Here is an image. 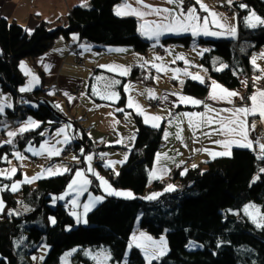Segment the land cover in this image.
I'll list each match as a JSON object with an SVG mask.
<instances>
[{
    "label": "trees",
    "instance_id": "trees-1",
    "mask_svg": "<svg viewBox=\"0 0 264 264\" xmlns=\"http://www.w3.org/2000/svg\"><path fill=\"white\" fill-rule=\"evenodd\" d=\"M90 1L88 7H73L61 24L41 21L33 32L26 31L16 21L6 18L0 21V83L5 90L13 91L17 99V87L25 80L18 67L19 61L47 52L61 34L68 36L69 33L80 32L98 49L111 45H133L137 51L143 52L152 46V41L139 34L136 17L115 14L114 7L122 0ZM241 4L247 5V8L239 7ZM232 6L239 18L238 39L197 38L198 44L211 46V50L201 57L203 67L212 78L229 89L239 87L241 77L251 72L250 55L264 49V27L252 29L244 23L250 11L264 18V0H236ZM164 41L178 42L187 47L195 42L189 34L168 36ZM221 63L228 65V68L216 71ZM147 69L135 66L131 78L143 80L148 77L145 80L153 82L155 73L152 71L147 76ZM184 92L204 96L208 93V87L199 81L187 79ZM120 94L122 98L119 103L124 104L126 96L123 85ZM23 96L28 103L24 116L15 126L29 115L43 123L40 128L14 138L15 147L25 150L29 142L39 144L45 137L39 133L45 130L51 132L63 121L40 104L41 97L50 99L45 89ZM7 116L9 120L11 109L7 110ZM134 117L138 127L136 142L119 175H115L110 168L100 166L115 188L130 189L136 198L106 195L87 214V225L76 223L68 205L62 202L51 205L52 197L62 194L67 188L75 169L84 167L82 163L75 162H70L71 172L42 178L32 185L22 184L17 192L2 191L5 209L0 214V264H30L32 254L44 242L50 250L42 264H60L67 250L75 247L78 249L72 255L73 264H96L84 255V251L95 253L102 248L111 253V264H123L138 219L141 228L153 236L167 233L170 250L153 264H264V229H257L243 213V206L249 202L264 208V174L250 186L259 167H264V161L255 158L257 153L235 148L232 156L215 158L206 168H192L184 175L174 172L170 179L151 182L149 172L153 167V158L164 142L163 127H150L141 116L135 114ZM72 123V132L74 125L79 126L83 144L74 139L68 147L72 153L78 154L83 148L85 155L90 152L97 161L95 152L91 150L100 148L93 145L78 121L73 120ZM11 147L14 146L0 147V155L10 154ZM102 162L98 161L99 164ZM20 176V172L17 173V177ZM90 179L94 184V178ZM10 180L2 179L0 186L9 185ZM174 182L175 190L166 192L165 188ZM95 190L100 191V187L96 185ZM154 193L159 194L155 200L143 199ZM25 208L29 210L25 211ZM9 211L19 215L10 216ZM50 217L55 218L54 225ZM190 240H196L203 247L190 249L187 246ZM126 259L128 264H145L139 249L133 248Z\"/></svg>",
    "mask_w": 264,
    "mask_h": 264
},
{
    "label": "crops",
    "instance_id": "crops-1",
    "mask_svg": "<svg viewBox=\"0 0 264 264\" xmlns=\"http://www.w3.org/2000/svg\"><path fill=\"white\" fill-rule=\"evenodd\" d=\"M191 1H192V4L195 3V0H191ZM90 2H91L90 0H0V21L3 18H6L7 20L13 21V22L16 21L17 23H19L21 26H23L27 30H31L30 32H33L41 21L48 22L54 25L61 24L70 14L69 12L73 7L82 6L85 3L87 4L86 7H88ZM128 2L132 3L133 6H137L135 5L134 0H128ZM145 2L153 6H158V7H169V8L174 7L173 5H168L164 3V0H145ZM201 2L207 5L210 10L215 9L218 6L221 9V10H218V12L223 17L227 18L226 23L227 24L229 23L230 25H235L237 28L235 37L225 35L222 37H212V39L228 38V37L238 39L239 18L236 15V13L234 14L227 13V16H228L227 17L224 14L225 12L222 9V6H220L217 0H201ZM123 3H124V0L119 2V4L115 5L114 11L118 5H121ZM196 7H197V11L199 15L201 16L208 15L207 12H203L199 9V5H196ZM257 16L261 17L260 15H257ZM146 19L152 20V19H155V17L149 16V17H146ZM138 21L140 24L141 21L140 20ZM210 27L214 31H221L220 29L214 28L211 25ZM185 34L191 35L190 33H185ZM73 36H76L77 39L73 40L72 39ZM168 36H174V34H165L161 36L160 43L155 48L151 46L146 51L139 52L134 48L133 45L132 46L111 45L103 49H98L96 44L84 39L82 35L80 34V32H72V33H69L68 36L61 34L60 36L57 37V39L54 41L51 47L47 50V52L37 55L36 58L26 57L25 59H22L19 61L18 67L20 68L22 74L24 75L25 80L23 83L18 85L17 90H19V88L21 87L26 86L28 81L31 79V76L25 75V70L20 67L21 62H23L24 65H26V69L29 70L35 76H37L40 82L39 84L34 85L31 91L24 92L22 94L33 93L35 91H38V89H45V93L48 96V98L53 99L56 105L59 104L60 105L59 109H62L64 114L69 119L76 120L79 122L81 127L83 126V128L86 130L88 134L89 139L92 141L93 145H96L98 148H100V150H102L103 153L108 154L105 161H103L101 164H99L98 161H94V157L92 161V167L94 168V170L98 172L99 175L103 177L105 180H107L108 182L109 180L107 179L105 172L101 169V166H103L107 160H111L114 162L124 160L125 155H127V159H128L132 151V148L134 147L135 142H136V134H137L138 127H137L136 118L134 117V115L137 113L135 112L134 109H128L126 107L128 96L134 97L135 101L141 105V107L145 110L147 114L161 116L162 120L160 121V128L163 127V134L165 131L171 133V135L169 136L167 140L164 139L163 144L159 147L156 154L157 153H161V154L167 153L169 157H174V160L173 159H168V160L161 159L160 162L157 163L156 154H155L153 158L154 161H153V167L151 168V171L154 168L155 169L166 168L168 171L166 172L157 171V176L159 178L158 179L150 178L151 182L155 180H159V179H170V177L173 175L174 172H177L181 175V172L185 168H187L188 171L191 170L193 164L197 165L196 168H202V167L204 168L213 159L210 158L209 155L204 151H194V150L207 148L212 151H223L224 149L221 146H218L212 143L213 140L223 139V137L218 136V135H213L209 139L203 136L201 134V131H197L195 134L196 136L199 137V139L194 140L193 139V129L188 127L187 119L180 114L185 113V112H189V113L203 112L205 111V109L203 105L193 106L191 104L180 103L179 95L198 99L200 101H203L209 104L214 109L231 108L233 107V105L227 104L226 102H223V101L217 102V101H212L208 99L209 93L211 91V88H210L211 81L215 79L212 78L209 75V72L206 71V69L203 67L202 62H201L202 55H200V52L203 49L211 50V46L201 45L199 52H197V55L193 57L192 55H190L192 54L191 51H187V50L183 51V50H180L182 48H179V47L175 49L171 48L173 47V45L169 46V43L164 41L165 37H168ZM199 37L209 38L211 36H203V35L196 36V37L192 36L195 42H197V38ZM152 42L154 43V41ZM70 45H74L76 49L78 50V54L84 58L85 62L83 65L79 66L77 64L78 55H76V53L73 50H71ZM81 45L85 47H81ZM191 47L192 46L187 47V48H191ZM196 47H193V49L195 50ZM85 48H88L90 50H85ZM115 48H125V49H128V51L123 52V53L108 51V49H115ZM169 48L173 51L177 49L178 50L173 52L174 54H172ZM158 49H161L163 53L158 52ZM1 52H2V48H0V53ZM261 52H264V49L260 50V52L251 54L249 57L250 61H251L252 56L258 55ZM177 55H183L185 57V60H187L189 63L185 64L184 60L176 59ZM155 56H159L162 58L161 60L155 61L156 63L163 64L170 70L180 69L181 71L178 74L179 78L172 79L173 73L171 71H168L166 73H156L155 69H151L150 66L147 67L148 69H147L146 74L147 76H149L150 72L153 71L155 73L153 82H149L145 79L139 80V79L131 78V72L133 68L142 63V60L140 59L141 57L144 60L152 61L153 57ZM192 58L193 60H191ZM173 60H175V63H172ZM257 64L260 66V68L264 69V59H258ZM45 65L48 66L47 70L45 68ZM100 65H123L125 67H130L131 72L129 73L128 76L122 77V76H119L118 73L109 72L106 68H101ZM250 65H251V69L254 70L251 63ZM185 68H187V70L191 72L193 75L198 74L201 78L204 79V81H208L207 85L205 84V82L203 83L204 85L208 87V93L206 95L196 96L194 94L184 92V85L186 84V80L191 79L190 77H187L183 74V70ZM97 76H103L106 79L120 80L121 83L115 86L114 88V90L117 91L119 94H120V88L122 87V85H123V88H124V85L132 86L129 92L127 93L125 92L126 100L124 104L119 103L122 98L121 94H120V99L115 102L103 100V99H100L98 96L92 95L93 86L101 88L103 85V82H100V83L97 82V80L95 79V77ZM155 77H158V79H156ZM240 80H241V84L239 87L230 88V89L227 86H225L222 82L217 81V80L215 81L218 84L222 85L224 88H227L228 90L239 92L240 95L244 91V89H247V88H249V90L251 91L250 92L251 94L256 90V88L264 89V79H262L260 82H257L256 84H252L251 86H249V83H247V86H245V84L242 83V81L249 82L246 79L245 75L241 77ZM180 81H183V83H181ZM194 81H197V80H194ZM80 83L85 88V91H83L81 94H75V90L77 86L80 85ZM147 89H152L157 97H163L164 95H167L168 100L163 101L159 99L161 102L160 104L161 106L154 108V106L151 104L152 102L158 99H150L147 94L141 95L142 92L146 93ZM6 90L3 88V85L0 83V103H5V104L11 103L13 105L11 109H13L17 106L15 95L14 96L9 95L6 92ZM49 93H54V94H49ZM64 93H68V96H66ZM172 93H177L178 95H172ZM69 96L73 97L71 102L69 101V98H68ZM233 99L235 100L236 98H233ZM173 103H175L176 105L175 107H173ZM235 106L239 107L236 104ZM116 108H125L126 112L131 113V116H130L131 122H128L125 120L124 113L116 112L115 111ZM8 109L9 108L6 107L5 113L3 115H0V136L2 137L0 142H3L8 139L7 131L17 130L28 117H31L33 120L37 122H40V126L43 124L42 121L36 119L32 115H29L25 119L19 121L20 123L18 124V126L12 125L8 120V116H7ZM169 112H172L173 115L169 116ZM109 113H112V115H109ZM175 117H179V120L182 121V123L179 124V127L183 129L182 131L183 142L178 141L175 138V133L178 130L177 120L175 119ZM252 119H253L252 117H249L250 123ZM114 120H118L119 123L114 124L113 123ZM142 120H143V117H142ZM170 120L172 121V123L168 122ZM64 124L66 123L65 122L61 123V125L52 129L51 132H49L48 130H45V137L40 141L39 144L31 143L32 146L38 149L40 144L44 141L45 138L51 136L58 128L63 127ZM5 125H7L6 128H5ZM147 125L150 126V124H147ZM261 126L264 128V125H261ZM207 130L208 129H203V131H207ZM70 132L72 134V130H70ZM133 134H135V140L130 139V137ZM60 138L62 139V137ZM251 138H254L253 133H251ZM118 139L123 140V143L122 144L115 143V141H117ZM72 142L73 141H71V143L68 145H62V144L57 145V147L63 149L64 147L71 145ZM185 145L187 146L185 147ZM10 146L12 145L3 144L2 148L5 149L7 147L9 148ZM235 148H239V147H233L231 149V156ZM14 151H20L27 158L22 161L17 160L15 156L12 155ZM5 154L6 153H4L3 155H0V157H3ZM88 154L93 155L90 152L87 153V155ZM74 156L78 157V160H73ZM7 158L8 160L11 161V163H7L3 159H0V170H6L12 167H16L18 169L17 173L20 172V175H21L20 177H17V173H16L14 176L11 177V180L8 179L10 180L9 185H11L13 182H16V181H22L25 175H27L28 177H32L36 175L37 173H41L42 169H46L50 166H62V167L71 168L70 162L72 163L75 162L77 164L82 163L84 167L79 166L77 168L84 170L85 175L89 179L93 177L90 173L86 171L87 163L85 162L84 158H82L80 154L76 152H74V155L71 156L68 160L66 159L62 160L60 159V155L53 156V157H48L47 154L43 156H33L30 152H26L24 149L17 148V147H11V153L7 154ZM181 161H183L182 164H181ZM126 162L127 160L122 164L117 163L115 164L114 169L112 168L110 169L114 172H119L121 166L124 165ZM177 164H180V167H182L180 170H176L178 168L176 167ZM53 176H57V175H48L45 173L42 178L53 177ZM93 178H94L95 183L89 185L88 192H85L80 197L79 202L81 205H83L84 203L88 201L89 193H91L92 196H106V193L103 191L101 187H100V191L95 190V186L96 185L99 186V181L95 177ZM2 179H5V178L0 177V182ZM40 179H37L28 184L32 185L33 183H36ZM109 184L115 190L130 191L134 194V192L130 189L115 188L111 184V182H109ZM93 185L95 186L93 187ZM172 185H174V187L176 186V184H172ZM21 187H22V184L19 190L21 189ZM66 190L67 188L64 190V192ZM74 195L75 194L72 193L69 196L65 197V200L63 201L57 200L56 202H62L68 205L70 212H71L73 211V208L71 204L68 203V201H70ZM0 199H3L1 192H0ZM97 205L98 203L93 208H95ZM75 211L77 213H83V208L82 207L77 208L75 209ZM74 219L76 221L75 217ZM83 219L87 220L88 215L84 216ZM81 224H85V223L81 222Z\"/></svg>",
    "mask_w": 264,
    "mask_h": 264
},
{
    "label": "snow or ice",
    "instance_id": "snow-or-ice-1",
    "mask_svg": "<svg viewBox=\"0 0 264 264\" xmlns=\"http://www.w3.org/2000/svg\"><path fill=\"white\" fill-rule=\"evenodd\" d=\"M135 5L129 3L128 0H124V3L118 5L115 9V14L117 16H132L136 17L141 23L138 26V32L142 37H145L149 41H154L152 47L155 48L160 43V37L165 34H174L180 35L185 33H190L193 37L196 36H211V37H222V36H231L235 37L237 28L235 25L227 24V18L223 17L221 14L216 13L215 11H211L209 7L201 2V0H195V3L191 6L185 8L184 0H164V3L168 5H173L174 7H158L153 6L145 2V0H134ZM227 3L231 5L233 0H227ZM196 5H199V9L203 12H207V16H201L198 14ZM82 6H87V4H83ZM241 8H247V5L241 4L239 5ZM155 17V19L148 20L146 17ZM211 17V19H209ZM244 23L246 27L255 29L257 27H264V18L257 16L254 12H249V15L244 18ZM210 25L214 28H218L221 31H214L210 27ZM26 31H31L27 30ZM73 40H76L77 37L73 36ZM81 47H85L81 45ZM85 50H90L85 48ZM109 52H127L128 49L125 48H115L108 49ZM208 51V49H203L200 52V55H203V52ZM142 63L139 65L140 68L144 69L150 66L151 69H155L156 73H166L171 71L173 73L172 79H178V74L180 73V69H169L163 64H158L155 61L161 60L162 58L159 56L153 57L152 61L144 60L142 57L140 58ZM176 59L184 60L185 64L189 62L185 60L183 55H177ZM258 59H264V52L259 53L258 55H254L251 57L250 63L253 66L254 71H258L261 74L256 75L253 78V84H256L261 79H264V69L260 68L257 64ZM175 63V60L172 61ZM215 63V62H214ZM20 67L25 70V75L31 76V79L28 81L27 85L19 88L21 93L31 91L34 85L39 84V78L32 74L29 70L26 69V65L21 62ZM47 65L45 68L47 70ZM101 68H106L109 72L118 73L119 76H128L131 72L130 67H125L123 65H100ZM225 68H228V65L221 63L219 68H216V71H221ZM183 74L187 77H190L193 80H197L200 83H204V79L201 78L198 74L193 75L191 72L185 68L183 70ZM235 74V73H234ZM148 77H145L147 79ZM158 79V77H155ZM98 83L103 82L101 88L96 86L92 87V95L98 96L100 99L107 101H117L120 99V94L114 90L115 86L121 83L118 79H106L103 76L95 77ZM183 83V81H180ZM242 83L247 86V81H242ZM131 85H124V92H129L131 89ZM211 91L209 93L208 99L212 101H223L227 104L233 105L231 108H220L214 109L209 104L200 101L198 99H194L191 97L179 95V101L182 104H191L193 106L203 105L205 111L203 112H185L180 115L187 119L188 127L193 129V139L198 140L199 137L196 136L197 131H201V134L207 138H211L213 135L222 136L223 139L213 140L212 143L215 145L221 146L223 151H212L210 149H195L194 151H204L206 152L210 158L215 159L221 156H231V149L233 147H239L243 149H248L253 152H256L255 158L259 161H264V137L260 138H251V133L256 131L257 124L264 125V89L256 88V90L249 96L244 97L239 94L237 91H231L227 88H224L222 85L218 84L215 80L211 81L210 84ZM54 94V93H49ZM68 96V93H64ZM147 94L150 99H161L163 101L168 100V96L164 95L163 97H157L152 89H147L146 93L142 92L141 95ZM83 95V94H82ZM172 95H178L177 93H172ZM69 101L73 99V97L69 96ZM233 98H238L242 103L241 106L236 107ZM247 100L249 103H243ZM24 103H28L24 101ZM175 103H173V107H175ZM11 109L13 105L11 103H0V115L5 113V108ZM57 108H60V105H56ZM126 107L128 109H134L137 115L143 117V122L145 124H150L153 128H160V121L162 117L159 115H149L145 112V110L138 104L134 97L128 96ZM116 112L124 113L125 120L130 121L131 113L125 111V108H116ZM112 115V113H109ZM172 112H169V116H172ZM249 117H252L251 123L249 122ZM177 120V132L175 133V138L178 141L183 142L182 131L183 129L179 127V124L182 121L179 120V117H175ZM172 123V121H168ZM49 123H52L51 121ZM114 124H118V120H114ZM7 125H5V128ZM40 127V122L33 120L31 117H28L21 126L15 131H7L8 139L0 142V147L3 144L14 145V139L17 135H22L23 133L34 130ZM72 129L71 123L64 124L63 127L58 128L51 136L44 139V141L40 144L39 148H35L32 146L31 142H29V146L25 149L26 152H30L33 156H43L47 154L48 157L59 156L63 149L58 148L57 145H68L72 140L76 139V136L72 135L70 130ZM203 129H208L207 131H203ZM41 136H45V132L39 133ZM164 139L167 140L171 133L165 131ZM62 137V139L60 138ZM131 140H135V134L130 137ZM117 144H122L123 140L118 139L115 141ZM187 145H185L186 147ZM12 155L15 156L17 160H24L25 157L20 151H14ZM80 155L84 157L85 162L87 163L86 171L90 173L93 177H95L99 181V187L103 189V191L108 196H116L122 197L125 199H135L136 197L130 191H118L111 187L109 182L105 180L103 177L99 175L98 172L94 170L92 167L93 155L88 154L85 155L84 149L81 148ZM107 153H99V159L101 161H105ZM7 163H11L7 158V154L3 157H0ZM161 159L168 160L173 159L174 157H169L167 153L156 154L157 163L160 162ZM73 160H78V157L74 156ZM127 160V155H125L124 160L121 161H111L107 160L104 163V167L114 169L115 164L124 163ZM183 161H181V164ZM176 167H180V164H177ZM197 165L193 164L192 168H196ZM18 169L16 167H12L6 170H0V177L5 179H11L17 173ZM72 169L68 167L62 166H50L46 169H42L41 173H37L32 177L24 176L22 181L13 182L9 185L0 186V192L5 190H10L11 192H16L19 190L21 184H28L37 179L43 177L46 173L48 175H63L64 173L71 172ZM157 171L166 172L168 171L166 168L164 169H153L149 172V177L151 179H158ZM188 171L185 168L181 175L186 174ZM115 175H119V172H115ZM261 174H264V167H259L258 173L252 178L250 186L255 184L257 181L261 179ZM93 181L89 179L85 175V171L82 169H76L74 176L71 181L67 185V190L59 196H53L52 202L55 204L57 200L63 201L65 197L74 193L73 198L68 201L71 204L73 211L70 212V215L76 218L77 223H87L86 219H83L84 216L99 202H102L105 199V196H92L89 193V198L86 203L83 205L80 204V197L89 190V185H91ZM174 185H168L165 188L166 192L174 191ZM159 194L154 193L143 199L147 200H155ZM83 208V213H77L75 209ZM5 203L3 199H0V214L4 212ZM25 211L29 209L25 208ZM231 211V210H229ZM243 213L246 217H248L252 224L255 225L257 229H264V211L261 210V207L257 206L254 203H249L244 205ZM10 216L13 214L19 215V213H14L9 211ZM236 214V213H233ZM50 222L54 225L56 220L54 217H50ZM189 248L193 247H203V245H196L194 242L189 241ZM219 247V243L217 245ZM133 248L139 249L142 253L143 260L145 264H153V261H159L163 256L166 255L167 248V240L165 236H160L159 239H154L151 235H148L145 232H139V234L133 233L130 242L127 245V249L130 252ZM77 249H73L72 252H76ZM72 252L66 253L65 257L72 255ZM84 255L90 257L92 260L96 262V264H108L109 261L112 260L111 253L107 249H101L100 251L93 254L90 250L84 251ZM127 252L125 253V259L123 264H128L127 262ZM33 260L36 257H32ZM43 259V257H40Z\"/></svg>",
    "mask_w": 264,
    "mask_h": 264
},
{
    "label": "rangeland",
    "instance_id": "rangeland-1",
    "mask_svg": "<svg viewBox=\"0 0 264 264\" xmlns=\"http://www.w3.org/2000/svg\"><path fill=\"white\" fill-rule=\"evenodd\" d=\"M188 1H190V0H184V6H185V8H187L188 6H191L192 4H189L188 5ZM218 1V3L220 4V6H222V9L224 10V14L227 16V13L228 14H234V13H236V15H237V11H235L234 10V8H233V6L232 5H229L228 3H227V0H217ZM191 2V1H190ZM233 2H234V0H233ZM185 3L187 4V6L185 5ZM218 10H221L218 6H217V8H215V9H211V11H215L216 13H218V14H220L219 12H218ZM205 16H207V15H205ZM228 17V16H227ZM209 19H211V17H209ZM229 24V23H228ZM180 35H183V34H180ZM209 38H212V37H209ZM231 38V37H230ZM235 39V38H234ZM172 46L173 45V47H171V48H182V49H180V50H183V51H191L192 52V54H190V55H192L193 57H195V55H197V52H199V49L201 48V45H199L197 42H194V44L192 45V47L191 48H187L186 46H184L183 44H181V43H178V42H176V43H169V46ZM197 46V47H196ZM193 47H196V49L194 50L193 49ZM169 50H171L170 48H169ZM178 50V49H177ZM177 50H175V51H177ZM175 51H173V50H171V52H172V54H174L173 52H175ZM158 52H160V53H163V51L161 50V49H158ZM191 60H193V58L191 59ZM253 73V74H252ZM207 74H208V72H207ZM261 73L260 72H257V71H254V70H252L251 71V74H250V76H251V80H249V86H251L252 84H253V78L256 76V75H260ZM262 80V79H261ZM260 80V81H261ZM259 81V82H260ZM6 92L9 94V95H13L14 96V92L13 91H11V90H9V91H7L6 90ZM6 92H4V93H6ZM18 92H19V94H20V91L18 90ZM251 91L249 90V88H247V89H244V91L241 93V96L243 95V94H245V93H248V96L249 95H251V93H250ZM25 94H27V93H25ZM76 94V93H75ZM158 109H160V108H158ZM11 123V122H10ZM78 128H79V126L78 125H76ZM257 127H260V132H262V136L264 137V128L261 126V124H257ZM80 129V128H79ZM73 130H74V127H73ZM75 131V130H74ZM72 132L73 133V135H74V133L75 132ZM80 132H81V130H80ZM80 132H79V137L80 138H82L81 136H80ZM253 133V136H254V132H252ZM75 136V135H74ZM1 139H2V137H1ZM0 139V140H1ZM76 140V139H75ZM65 148V147H64ZM64 148H63V150H64ZM74 155V152L73 153H71L70 155H69V157H68V154L65 152V151H63L62 153H61V155H60V159H66V160H68L71 156H73ZM15 161V160H14ZM203 168V167H202ZM201 168V169H202ZM204 168H206V166L204 167ZM76 169H79V168H76ZM75 173V172H74ZM174 184H176L175 182H174ZM171 185H172V183H171ZM95 194V193H94ZM122 198V197H121ZM249 203H252V202H249ZM249 203H246V204H249ZM255 204V203H254ZM51 205H54V203L53 202H51ZM257 206H259V207H261L260 205H258L257 204ZM244 207V206H243ZM94 209V208H93ZM92 209V210H93ZM261 210L262 211H264V208L263 207H261ZM87 223H88V220H87ZM87 223L86 224H84V225H87ZM137 225H136V227H135V229H134V231L131 233L132 235H133V233H135V234H139V232H145V233H147L148 235H151L154 239H159V237L160 236H165V238H166V240H167V248H168V251H167V253L169 252V250H170V244L168 243V237H167V233H166V231L165 232H162V234L161 235H159V236H153L152 234H150V233H148L147 232V230H145V229H143V228H141V223H140V220L138 219L137 220ZM81 224V223H80ZM132 235H131V237H132ZM131 237H130V240H131ZM190 241H192V242H194V244H196V245H200V243L199 242H197L196 240H190ZM188 245V244H187ZM39 250L38 251H35V253H33L32 254V256H31V258H30V264H42L43 262H44V260H45V258H46V255H47V253H48V251L50 250V248H49V246L46 244V242H44V243H42L40 246H39V248H38ZM73 249H78V247H75V248H72V249H70V250H67V252L66 253H69V252H72V250ZM103 249V248H102ZM190 249H194V247L193 248H190ZM101 249H99V251H100ZM98 252V251H97ZM127 256H128V254L130 253L129 251H128V249H127ZM65 253V254H66ZM75 252H72V255L74 254ZM96 253V252H95ZM95 253H93V254H95ZM167 253H166V255H167ZM65 254L61 257V263L60 264H73V258H72V255H70V256H67V257H65ZM1 257V256H0ZM32 257H36V259L35 260H33L32 259ZM40 257H43V259H40ZM163 258V257H162ZM108 264H111V261H109L108 262Z\"/></svg>",
    "mask_w": 264,
    "mask_h": 264
},
{
    "label": "built area",
    "instance_id": "built-area-1",
    "mask_svg": "<svg viewBox=\"0 0 264 264\" xmlns=\"http://www.w3.org/2000/svg\"><path fill=\"white\" fill-rule=\"evenodd\" d=\"M190 1H191V0H190ZM190 1H188V5H189V4H192V1H191V2H190ZM185 5L187 6L186 3H185ZM70 48H71V50H73V51L76 53V55H78V61H77V64H78L79 66H80V65H83L84 62H85V61H84V58L78 54V50L76 49V47H75L74 45H70ZM250 74H251V72H250V73H247V74L245 75V77H246V79H247L248 81L251 80V76H250ZM252 74H253V73H252ZM205 84L207 85V84H208V81H205ZM83 91H85V88H84L83 85L80 83V85L77 86V88H76V90H75V93H76V94H81ZM242 96L247 97V96H248V93H245V94H243ZM16 101H17V107H18V108H13V109H11V111H12V116L9 117V122H11L12 125H16L17 121H18L19 119H21L22 116H24V111L26 110V103H24V101H26V100H25V98H24V96H23L22 93H20V94L18 95ZM234 102H235V104H236L237 106H241V103H242V102H241L238 98H236V99L234 100ZM243 103L247 104V103H249V102H248L247 100H245ZM160 104H161V102H160V100L158 99V100L152 102L151 105H153L154 108H156V107L161 106ZM260 130H261L260 127H257V128H256V131L254 132V138H260V137H263V136H262L263 134H262V132H260ZM0 139H1V136H0ZM63 151H65V152L68 154V157H69V155L72 153L70 147H68V146H66V147L64 148ZM63 151H62V152H63ZM91 151H93V153L95 152V159H96L97 161H101V160L99 159L98 154H99V153H103V152H102L101 150L96 149V148H93ZM106 158H107V156H106ZM106 158H105V159H106ZM181 168H182V167H179V168H177L176 170H180Z\"/></svg>",
    "mask_w": 264,
    "mask_h": 264
},
{
    "label": "water",
    "instance_id": "water-1",
    "mask_svg": "<svg viewBox=\"0 0 264 264\" xmlns=\"http://www.w3.org/2000/svg\"><path fill=\"white\" fill-rule=\"evenodd\" d=\"M39 102L40 104H43L48 110H50L53 115L58 119V120H62L63 122L65 123H71V125H73V120L72 119H69L64 113L62 110H59L57 109V107L55 106L54 102L51 101L50 99H47L45 97H41L39 99ZM74 135L76 136V141H78L80 144H83V140H81V138L79 137V132H80V129L74 125ZM87 151L88 147L86 146L85 147Z\"/></svg>",
    "mask_w": 264,
    "mask_h": 264
}]
</instances>
